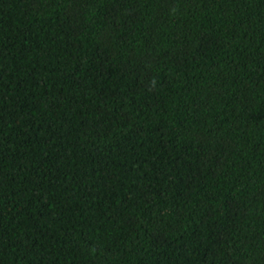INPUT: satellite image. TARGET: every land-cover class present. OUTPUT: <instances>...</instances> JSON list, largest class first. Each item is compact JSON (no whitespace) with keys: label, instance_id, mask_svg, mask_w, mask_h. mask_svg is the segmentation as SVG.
Listing matches in <instances>:
<instances>
[{"label":"trees","instance_id":"16d2710c","mask_svg":"<svg viewBox=\"0 0 264 264\" xmlns=\"http://www.w3.org/2000/svg\"><path fill=\"white\" fill-rule=\"evenodd\" d=\"M0 264H264V0H0Z\"/></svg>","mask_w":264,"mask_h":264}]
</instances>
